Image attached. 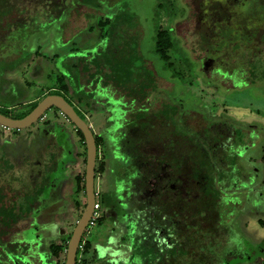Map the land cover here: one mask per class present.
<instances>
[{
    "label": "flooded vegetation",
    "instance_id": "af4514ba",
    "mask_svg": "<svg viewBox=\"0 0 264 264\" xmlns=\"http://www.w3.org/2000/svg\"><path fill=\"white\" fill-rule=\"evenodd\" d=\"M50 1L51 2L47 5L44 12L42 9H36V11L33 12V15H26L27 17H33L32 20H30L25 18L16 19L19 16V13L16 12L21 13L23 10L17 11L16 9L10 8L11 6L4 5L5 2L0 0V23H2V26L4 24L7 27L9 26V32L0 36V38H5V40L0 41V62H7V64H10V62L13 63V69L9 68L3 70V73L0 72V113L11 118H23L29 114L44 97L51 94H59L64 96L65 99L74 106L77 112L80 110L85 115L86 118L82 117L78 112V114L91 125L95 135L101 134L106 138V133L103 127L108 125L106 123L111 118L114 119L115 116H118L119 112L117 113V109L125 103H122L120 98L123 97L125 99V97L114 87L108 89L103 83L95 84V80L89 76V72L85 70L82 71L81 68L83 65L81 66V62H89V60L92 59V54L95 53L93 52L95 50H91L92 54L90 53V50L83 53V60L80 61L82 56L77 57V55H74L76 48L71 47L72 45L68 46L69 42L74 39V34H71L68 38L65 37V30L68 27L70 16H72L71 10L74 9L76 12L80 11L79 7L73 5L75 0ZM177 2L179 6L183 7L184 14L180 13L172 17L171 25L166 28L161 27L159 31H168L173 39L177 38L179 40L177 43L178 47L183 50V53L188 54L189 59L195 64L197 71L206 77V79L203 78L204 80L209 79L214 82L218 81L222 85L224 84L227 86L226 91L228 92V95L223 94L218 96L221 101H223V98V102L228 99H234V97H229V93L233 90L249 86L250 82L248 81L247 83L245 81L246 84L244 87H238L239 80L240 82H244L245 75H248L249 61L255 60L256 57L260 56L262 51H264V0H211L209 6L202 2H200L199 5L197 4L196 8L199 13L198 16L203 25V35L207 38L209 46L206 48L200 46V48H204L203 55L196 60L192 58V51L184 46L185 39L179 35L177 30L179 23L188 17L190 6L186 0H177ZM161 6V4L158 5V7ZM92 8L93 10L98 11V15L105 14L103 18H106L107 14L104 12L102 6L99 5L97 8ZM31 10H25L24 12L30 13ZM42 12L46 15L45 19H40ZM93 14H96V12L91 14L87 13L85 15L91 16ZM61 16H64L65 19L57 25L58 29L51 30L49 28L48 30L47 27L50 26L46 24L52 21V19L58 20ZM46 20L47 23H45ZM106 20L108 23L109 19L106 18ZM23 21L24 23H22ZM102 21L104 22L105 20L102 19L97 21V23L104 27L100 23ZM14 25H18L17 30H15ZM93 28L94 23L92 21L81 30L83 32L76 33L78 36L75 40L83 42L85 37L87 38L90 36V32L93 31ZM257 30H261L263 36H257L254 34ZM13 31H20V33H18L17 36H12L11 34H13ZM3 32H6V30H3ZM48 32H50L49 36H51L48 45L50 49H52V55L54 56L53 59L57 55L56 52L53 53V50L57 48L60 43L61 46L66 47V53L65 55L63 53L64 59L62 62L68 67L62 69L61 74L57 75V79L59 78V81L57 80L58 84L48 86L41 92L34 94L33 97L29 99L23 96L18 97L16 96V92L18 95L20 92L19 86L21 87V85H24L22 82L24 80H22L20 75V69L24 65L26 59L21 63H17L19 68L15 70L14 62L20 57V51H15L13 53L6 52L5 49L8 45H4V43H6L8 37H12V39H16L15 41L17 42L19 41V43L25 48L28 41H30L29 38L31 34H33V36H31V42H37V39L40 37L47 38ZM57 33L59 34L58 38H56ZM103 35L104 33L100 37L101 40L104 38ZM258 37L260 38L258 39ZM25 38L27 41H25ZM75 40L73 42H75ZM96 44L94 43L93 46ZM97 48V51H99L102 49V46ZM18 49L20 50V47H18ZM38 56L40 55L37 54L36 60L31 57H27V59L29 58L30 60H26V62H32L31 71H28L33 76L41 73L42 70L39 69V64L41 69H44L43 62ZM74 58H77L76 62H74ZM61 64L62 63L60 62V66ZM164 64L167 66L165 62ZM78 68L80 70H78ZM235 70L236 73L234 72ZM209 71H216V73L211 75ZM153 72L157 77L158 89H168L174 86L169 80L172 84L171 87H163L159 82L161 76L155 70ZM74 75L76 76L74 77ZM172 76L174 77L176 74H173ZM164 79L168 81V79ZM17 86L18 88L16 89ZM62 86H64V88ZM78 86H84V90H87L90 93L91 91L94 92L95 90H99V87H103L108 91L112 90L115 98L118 99L116 102L117 104H107L106 102L110 100L109 98L108 100L107 98L98 96L97 98L94 97L88 100L90 104L87 106L85 101L80 100V97L74 94L75 88ZM156 96L160 99H170V95L163 92H158ZM175 98L176 97L172 99ZM242 104L246 107L243 102ZM214 105L217 104L214 103ZM110 108H112V111ZM95 110H98V113L102 112L108 116L103 119V122L100 121V124L102 123V125L100 126L99 132L95 129L94 122L88 119L90 113ZM113 112L115 113V116ZM195 115H199L204 120L203 124H200V127L197 125L192 126V124H190V119L192 120L195 118ZM193 118H190L185 124L183 123V125L184 127L187 125L190 128H193L197 133L199 141H201L205 135V128L209 127L212 133L209 136V141H211L216 147H218V145H229L228 151L231 152V154L235 153V155H237L238 161L235 166H232L230 169L232 183H235V180H237L235 179L236 176L241 179L242 177L246 178L247 175L254 179V183H261L264 181V175L262 178L260 176L261 170L263 169L262 171H264V144H260L264 139L263 129L261 130V128L257 127L255 124H247V127H243L244 129L242 130L247 133L246 136L243 137L244 140L232 148L228 140H231L232 133L234 132L233 125L237 124V122H234L232 118L228 117L227 111L219 113L217 110H213V107L211 106L209 110L205 109L203 112L195 111ZM64 120L67 121L68 124H73L74 127L72 128H74L76 132L75 134H79V129H77L75 124L56 108L47 111L37 123L35 122L38 126H35L34 123L33 126L31 125L32 127L12 129L0 124V127L3 128H0V242L3 243L0 245V259H4L3 261L5 262L7 261V264H65L68 241L76 226L73 225L72 228H69V222L72 221L71 219L73 218L74 212H79L81 209L83 212L86 206V170H84L83 165L85 164L86 167L87 147L86 159L83 158L81 161L80 173H77L76 162L73 167L75 177L72 180V200L68 203L66 202V204L63 200L58 201L59 197L53 186H55L56 182H60L61 185L66 183V173L64 169L58 171L60 166V149L58 148L57 143L60 141L64 142L68 153L75 156L77 160H80L79 153L73 142L72 135L74 131H71L70 125L68 126L64 123ZM120 120L121 119L118 116L116 122L119 123ZM114 123L115 122L111 124ZM24 129H27V132L24 133ZM79 136L81 137L80 134ZM259 136H261L260 141ZM83 144L86 146L85 138ZM257 146L260 148V152L259 149H257ZM246 148L249 150L242 156L241 151ZM255 148L256 153L254 152ZM97 151L95 192L97 200H99L101 192L105 191V187L107 186L104 184V188H100L98 185V179H100V177L102 178L104 176L103 174H106L109 171L106 170L103 174L99 175V173H97L98 163L104 160L108 162L110 161V166L112 167L116 162L115 157L112 156H118V154L111 151L110 148L108 149L107 144H103V141H101L99 146L97 145ZM221 151H223V149H221ZM211 154L212 156H217V148L213 149ZM236 168L238 169L236 170ZM248 171L250 173H248ZM56 172L62 174L63 178H55L53 175ZM240 179L238 180V183L243 184ZM248 180L250 179L248 178ZM262 183L264 184V182ZM233 191H237L236 193L243 191L250 192L255 191V189H252V185L248 184L246 187H243V189L241 187L239 189H234ZM230 195L231 194L228 196L226 195L227 201H230L232 204L226 208V218L229 223L232 222L233 219H231L230 215L232 212L231 207L236 205L231 200ZM101 210L102 212H105L107 211V208H101ZM79 218L76 219V224ZM258 219L263 220L262 218ZM236 221L239 222L240 226H243L245 230L243 235L246 233L255 235L254 232L249 229V221L246 220L244 212L240 213ZM65 223L67 226H65ZM97 223L98 222H96L95 225H97ZM94 226L91 227L88 224L83 233L80 248H83V244L85 240H87L86 237ZM65 235H70L68 240L64 237ZM240 240L239 247L236 246L235 249H232L229 252L228 263L248 264V262H252L254 264H264V236L255 238L252 241L253 246L250 248H248L249 243H247V238L244 239L240 237ZM245 244L248 250L244 249ZM11 250L15 255H20L19 257H21L24 262H22L19 257H14V259L11 260L10 255H13ZM79 250L77 254V264H81L78 262ZM60 252H64L65 258L57 263L54 258ZM246 254L249 255L246 256Z\"/></svg>",
    "mask_w": 264,
    "mask_h": 264
},
{
    "label": "trees",
    "instance_id": "16d2710c",
    "mask_svg": "<svg viewBox=\"0 0 264 264\" xmlns=\"http://www.w3.org/2000/svg\"><path fill=\"white\" fill-rule=\"evenodd\" d=\"M173 45L174 39L168 31H158L155 51L172 70L174 64L169 52ZM82 65V71L89 72L95 84L103 83L108 89L119 90L125 97L120 98L121 102L125 103L117 109L121 119L118 125L115 123L112 128L109 125L116 121L118 116L114 115L103 127L106 138L95 135L99 146L101 141L107 143V133L114 129L117 135L112 136L118 139L114 142L123 152L112 156L116 161L112 166L115 175L103 191L107 194L103 198L107 211L98 220L103 225L108 218L110 230L105 242L85 240L78 262L229 264L228 254L232 249L226 248L233 246L231 236L239 234L226 218V208L231 205L227 196L237 192L232 190L235 183L230 172L238 161L237 155L228 151L229 145L212 144L209 127L205 126L201 141L193 128L184 127L183 123L193 118L195 111L181 114L175 100L160 99L153 94L158 88L153 71L140 68L136 73L135 65L122 58L121 53L105 54L100 50L92 54L89 62L82 61ZM81 88L76 87L74 94L89 106L88 100L98 96L93 93L85 96L86 90ZM78 132L84 140L82 132ZM136 134L137 141H132L131 136ZM215 148L218 155L212 156ZM109 168L110 161H101L97 173L101 175ZM244 233L240 226V234ZM238 240L234 246L241 241ZM112 245L116 248H111Z\"/></svg>",
    "mask_w": 264,
    "mask_h": 264
},
{
    "label": "rangeland",
    "instance_id": "374dc122",
    "mask_svg": "<svg viewBox=\"0 0 264 264\" xmlns=\"http://www.w3.org/2000/svg\"><path fill=\"white\" fill-rule=\"evenodd\" d=\"M2 1L5 2L4 5L11 6L10 8L16 9L17 11L23 10L21 13L16 12L19 13V16L16 19L25 18L30 20H32L33 17H27L26 15L28 14L33 15V12H35L36 9H42V11L44 12V10H46L47 8V5L51 2L50 0H2ZM186 1L190 6L188 17L179 23L177 30L179 35L185 39L184 46L192 51L191 53L192 58L196 60L203 55L204 48L209 46L207 38L204 37L203 35V25L201 20L199 19L198 16L199 13L196 8L197 7L196 5L197 4L199 5L200 2H202L207 6H209L211 4V0H186ZM159 4H161L162 6L158 7ZM73 5L75 7H79L80 11L76 12L74 11V9L71 10L72 16H70L69 18L68 27L65 30V37L68 38L71 36V34H74L73 36L74 39L72 38L74 41L78 36L77 34L83 32L81 30L85 28L87 24H89L92 21L94 23L93 31L90 32V36H88L87 38L85 37L83 42H79L78 40H75V42L70 41L71 43L69 42L68 46L72 45L71 47H75L79 51L78 52L77 50H75L74 55L82 56L84 55L83 53H86L88 50H90V52H92L91 50L96 51L98 50L97 47L102 46V49L100 50L101 53L106 54L107 52L109 53L119 52L121 53L122 58H126L132 61L133 65H135L136 67L135 70L136 73L139 70H141L140 68L149 69L151 71L155 70L161 76L159 78L160 85H162L163 87H171L172 85L170 83L171 81L174 84V86L168 89L166 88L158 89L156 88L157 86L155 85L156 90L153 94H157L158 92H163L165 94L170 95L169 97L170 99L176 97L173 100H175L176 103L180 106L179 109L181 111V114H185L189 110L203 112V110L205 109L209 110L211 106L213 107V110H217V112L219 113L222 111L224 112L227 111L228 117L232 118L234 122H237V124L233 125L234 132L232 133L231 140H228L232 148H234L236 144L244 140L243 137H245L247 133L242 130L247 127L246 126L247 124L249 125L255 124L257 127L261 128V130L262 129L264 130V51H262V54L256 57L255 60H251L252 62L249 61L248 73H247L248 75H245L244 82L243 81L240 82L239 80L238 87H244V85L246 84V82L248 83V81L250 82L249 86L244 87L242 89L231 91L229 93L230 94L229 97L230 98L234 97V99H228L225 102H223L224 98L223 101H221L218 96H221L223 94L228 95V92L226 91L227 86H225L224 84L222 85L218 81L214 82L209 79L204 80L206 79V77L203 76L202 73L197 71L195 64L189 59L188 54L183 53L182 52L183 50L180 47H178L177 43L179 40L177 38H174V45L170 50V55L172 58V62L174 64L173 71L172 69L165 66L164 61L159 57V55L155 51V43H154L155 35L156 33H158L159 29L161 27L162 28L169 27V25H171L172 17L180 13L184 14L183 7L179 6L177 0H75L73 2ZM99 5L103 7L104 12L107 14L106 18L109 19L108 23L106 22L107 21L106 18L105 19L103 18L105 14L98 15L97 14L98 11H95L92 8V7L97 8L99 7ZM25 10H31V11L30 13H25L24 12ZM43 12L40 15L41 16L40 19H45L46 15H44ZM95 12L96 14H93L91 16L85 15L87 13L91 14ZM64 19H65L64 16H61L58 18V20L56 19H52V21L48 20L51 23L48 22V24H46L50 26L47 27V29L49 30L50 28L51 30H57L58 29L57 25L60 24ZM102 19L105 20L104 21L105 23H103L104 27L98 25L97 23V21H100ZM22 23H24V21ZM45 23H47V20L45 21ZM14 26H15V30H17L18 25H14ZM8 28L9 26L7 27L5 24L2 26V23H0V36H2V34L5 35L7 32H9ZM3 30H6V32H3ZM18 33H20V31L17 32L13 31V34L11 35L17 36ZM103 33H104L103 35L104 38L103 40H101L100 37ZM49 34L50 32L47 33L48 35L47 38L45 37L38 38L37 42L35 41L31 42L32 39L31 36H33V34L31 35L29 34L30 41H28L25 48L19 43V41L18 42L15 41L16 39H12V37H8L7 39L6 37L7 40L6 43H4V45H8L7 48L5 49L6 52L13 53L15 51L16 52L20 51V57H18L14 62L16 68L15 70L19 68L17 63L19 62L21 63L24 59L30 60L29 58L27 59V57H31L34 58V60H36L37 59L36 53L40 55L38 57L41 58L44 67V69H41V66L39 64V69L42 70L43 73L41 71L39 75L33 76L28 71V70L31 71L32 62L29 63L26 62L25 60L24 65L20 69L21 78L22 80H24L22 82L24 83L25 86L24 85H21V87L19 86L20 92L18 95L16 92V96L18 97L23 96L29 99L33 97L34 94L41 92L48 86L52 84H58L59 78L57 79V75L61 74L62 69L68 67L67 65H65L64 62H62L64 59V55L66 53V47L61 46L60 43L58 44L57 48L53 50V53L55 52L57 53V55L53 59L54 56L52 55V49H50L48 45V41L51 38ZM254 34H256L257 36H263L261 30H257L256 33ZM58 37L59 34L57 33L56 38ZM26 38L25 41H27ZM259 38L260 37H258V39ZM2 40H5V38L1 37L0 41ZM94 43L95 44L97 43L95 45L96 47L93 46ZM200 46L202 47L204 46V48H200ZM18 47H20V50L18 49ZM94 47L97 49H95ZM76 59L77 58H74V62H76ZM60 62L62 63L61 66H60ZM12 65L13 63L11 62L10 64H7V62L5 63L0 62V72L3 73V70L9 68L13 69ZM234 72L236 73V70ZM210 73L211 75L212 74L214 75L216 71ZM173 74H176V76L173 77L172 76ZM75 76L76 75H74V77ZM162 77L168 79V81ZM83 87L84 86H82V88ZM17 88L18 86L16 87V89ZM99 88H100L99 90H95L94 92L91 91V93H94L96 96L99 97H103L107 99L109 98L110 99V100L108 99L109 102L113 104H117L116 102L118 101V99L115 98L113 92L108 91L103 87H99ZM152 92H153V88H152ZM87 93L90 94V92L86 90L85 93H83V95L86 96ZM242 102L246 105V107L243 106ZM214 103L217 105H214ZM110 110L112 111V108H110ZM97 111L96 110L92 111L88 119L94 122V127L99 132L100 126L102 125V123L100 124V121L103 122V119L107 118L108 116H106L105 113L102 112L98 113ZM195 116L196 117L193 118L192 120L190 119V124H192V126L197 125L200 127V124H203L204 120L199 115H195ZM114 122L118 123L116 121ZM36 123L35 126H38V124ZM64 123H66L68 126L70 125L71 131H74V129H72V127H74L73 124H68V122L65 120ZM115 123L109 124L110 127L112 128L115 125ZM25 132H27V129H24V133ZM110 134L111 137H109ZM112 134L114 136L117 135L114 132V129L109 130L107 133L108 136L107 147L108 149L110 148L111 151H114L118 155H121L123 153L121 148L117 147L114 142L116 141L117 143L118 139L116 140V138H113ZM76 136L77 134L74 136L75 139ZM131 137H133L131 139L132 141L134 140L137 141L138 139L137 134L135 137L134 135H132ZM260 140H261V136H259V141ZM262 143L264 144V139L262 142H260V144ZM257 149H259L260 152V148L258 146ZM248 150L249 149L246 148L241 152L243 153V155H245L248 152ZM254 152L256 153V148ZM83 157L86 159V146H84ZM83 167L84 170H86L85 164L83 165ZM262 170L260 173L261 178L264 175V171ZM248 173L250 172L248 171ZM103 175H104L102 177L103 179L101 177L100 179H98V185L100 188H102L104 184L107 187H109L110 183L113 182V176L115 175L114 169H112V167L110 166L109 172ZM248 178L250 180H248ZM235 179L237 180H235V184L232 185L233 187L232 190L239 189L241 187L243 188L246 187L248 184H250L252 185V189H255V191H250V192L243 191L239 193L236 192L231 193L230 195L231 200L236 205L232 206L233 208L231 207L232 212L230 213V215H231V219L232 218L233 219L232 222H230L229 224L233 227V229L236 232L238 231L239 234H233L231 236V242H234L232 243L233 246L231 247L229 246L226 249H235L236 246L239 247V243H236L237 245L235 246L234 244L236 242L235 240L240 239V237L244 239L247 238L248 240L247 243H249L248 248H250L253 246L252 241L255 238L264 236V226L260 224V220L258 219V218H262L264 221V184L262 183L264 181H262L261 183H254V179L250 178V176L248 175L246 178L242 177L241 179L236 176ZM239 179L243 182V184L238 183ZM103 198H107V194H104L102 192L99 200L102 201L101 208H106L104 206L105 202H103ZM81 212L82 209L79 212L73 213V218L71 219L72 221L69 222V228H72L73 225L74 226L76 225V219L81 216ZM242 212H244L246 220L249 221V225H250L249 229H251L255 235L246 233L245 235L242 236L240 234V225L236 220L240 215V213ZM108 223L111 224V221L107 218L106 222L103 225H100L99 223L95 225L91 229L90 233L87 235L86 238L91 240L93 243L97 241L105 242L107 240V233L110 230V225ZM65 226H67L66 223ZM64 237H66L68 240L70 235H65ZM110 243L112 244V242ZM2 244L3 243L0 242V245ZM109 246L110 244L108 245V247ZM112 247L114 249L116 248L115 245H112L111 248ZM244 249H247L246 244L244 246ZM11 253L13 254L10 255L11 260H13L14 257L18 258L20 256V255L18 256L17 254L16 256L15 253H13V251ZM248 255L246 254V256ZM64 258H65L64 252H60L57 256H55L54 259L57 263H59L62 260H64ZM3 260L0 259V264H7V261L5 262ZM20 260L22 261L23 259L21 258ZM248 264H254V263L248 262Z\"/></svg>",
    "mask_w": 264,
    "mask_h": 264
},
{
    "label": "water",
    "instance_id": "95a60500",
    "mask_svg": "<svg viewBox=\"0 0 264 264\" xmlns=\"http://www.w3.org/2000/svg\"><path fill=\"white\" fill-rule=\"evenodd\" d=\"M52 108H56L66 115L79 129L84 138L87 147V162L85 174V194L86 206L77 221V224L68 241L67 256L65 264H77V254L82 241V236L86 230L95 210L97 195L95 192L96 181V163H97V142L93 128L82 118L64 96L51 94L44 97L37 106L23 118H11L0 113V124L12 129L27 128L37 122L41 117ZM241 155L243 153L241 152Z\"/></svg>",
    "mask_w": 264,
    "mask_h": 264
},
{
    "label": "crops",
    "instance_id": "0c3cea01",
    "mask_svg": "<svg viewBox=\"0 0 264 264\" xmlns=\"http://www.w3.org/2000/svg\"><path fill=\"white\" fill-rule=\"evenodd\" d=\"M74 129V128H72ZM75 130L74 133L72 135V137L74 138L73 142L74 145L76 146L77 152L79 153V157L80 160H77L75 156L71 155L70 153H68L66 145L64 142H58V148L60 149V155H59V160H60V166L58 168V171H60L61 169H64L65 173H66V178L65 181L66 183L62 184L60 182H56L55 186H53L56 190L58 201L59 200H63L66 204V202L68 203L71 199L72 193H73V178L75 177V174L73 172V167L75 165V162L77 163L76 165V169H77V173H80V165H81V161L84 158L83 157V149H84V144H83V140L82 138L79 136V134H77L76 139H75ZM76 143V144H75ZM72 151V150H71ZM77 153V154H78ZM73 164V165H72ZM55 178H63V175L56 172L53 175ZM61 185V186H60ZM60 186V187H59Z\"/></svg>",
    "mask_w": 264,
    "mask_h": 264
},
{
    "label": "built area",
    "instance_id": "2783aa9c",
    "mask_svg": "<svg viewBox=\"0 0 264 264\" xmlns=\"http://www.w3.org/2000/svg\"><path fill=\"white\" fill-rule=\"evenodd\" d=\"M102 216L101 204L100 201L97 200L95 203V210L89 222V225L92 227L98 222L99 218ZM82 248V247H81Z\"/></svg>",
    "mask_w": 264,
    "mask_h": 264
}]
</instances>
